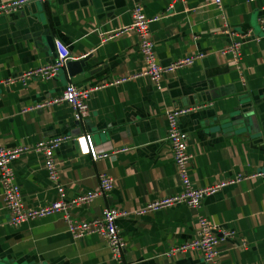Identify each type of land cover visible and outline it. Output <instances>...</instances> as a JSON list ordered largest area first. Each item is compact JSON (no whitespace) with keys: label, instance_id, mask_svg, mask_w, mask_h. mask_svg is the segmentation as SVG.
<instances>
[{"label":"crops","instance_id":"crops-1","mask_svg":"<svg viewBox=\"0 0 264 264\" xmlns=\"http://www.w3.org/2000/svg\"><path fill=\"white\" fill-rule=\"evenodd\" d=\"M222 2L223 10L212 0H45L0 15V80L19 79L51 63L57 40L69 48L70 60L88 58L83 70L88 75L82 78L64 66L50 79L1 83L0 144L35 145L71 136L54 156L67 199L97 189L101 173L114 179L108 195L74 206L72 219L91 221L106 207L126 211L117 223L128 264H264V179L249 177L264 171V0ZM137 3L147 16L159 17L151 30L162 66L203 55L166 73L161 89L147 77H132L144 68L143 55L136 32L123 28L132 23ZM225 22L242 39L239 64L226 51L233 37ZM68 83L91 89L90 113L81 121L66 102L39 106L60 97ZM251 103L257 133L236 129L238 122L232 121ZM175 107L193 108L180 125L194 155L189 168L194 186L241 178L206 196L199 209L180 203L140 213L182 190L167 140V112ZM84 133L109 156L94 160L81 154L74 138ZM120 148L128 150L111 154ZM12 167L26 207L57 199L41 154L25 153ZM199 215L218 229L234 231L221 243L216 262L197 250L167 255L172 246L196 236ZM114 263L100 234L74 237L62 212L11 225L0 181V264Z\"/></svg>","mask_w":264,"mask_h":264},{"label":"built area","instance_id":"built-area-1","mask_svg":"<svg viewBox=\"0 0 264 264\" xmlns=\"http://www.w3.org/2000/svg\"><path fill=\"white\" fill-rule=\"evenodd\" d=\"M36 1L45 0H12L0 4V15L11 13ZM218 9L223 10L222 0H212ZM159 17L151 18L146 15L143 5L137 3L132 9V23L123 28V31H134L138 36L139 49L143 55L144 68L132 77L144 76L149 78L161 89V84L166 73L176 71L179 68L192 65L197 59L202 58V54L188 55L183 59L177 60L168 66H162L158 60L155 51V42L152 37L151 23ZM225 19V16L222 15ZM225 32L233 37L232 43L226 51L232 55L234 62L239 64L242 56V39L236 37V33L225 22ZM264 33V27L262 28ZM57 57L49 64L28 70L19 79H2L1 83L14 82L20 80L27 83L33 78L50 79L57 76L60 70L70 59L69 48L60 40L56 42ZM130 78V77H128ZM128 78H124L126 80ZM119 82V81H117ZM113 83V82H112ZM90 88H78L73 83H68L60 97L43 102L39 106L51 104L68 103L74 110L75 120L81 121L88 117L90 113L89 97ZM191 107H175L167 112L168 136L167 140L173 152L174 161L177 167L178 176L181 180L182 190L180 193L167 196L161 201L147 205L140 213L154 211L162 207H169L180 203H185L190 207L199 209L203 199L208 195L220 192L228 185L234 184L240 180L237 176L215 183L207 187H195L190 178V165L194 155L189 150V134L181 128L180 118L192 111ZM73 139L71 136H56L51 139L39 141L35 145H18L14 147H5L0 144V181L4 188V199L6 207L9 210V223L13 226H20L32 220L44 218L48 215L62 212L67 222L69 230L74 237H81L86 233L100 234L108 243L113 254L114 264H128L124 260V251L127 243L121 233L117 223L118 219L127 215L126 211H119L111 207H106L100 217L91 221H77L72 219V208L76 205L89 203L98 196H106L114 189V179L106 173L99 175V187L90 190L79 197L67 199L66 189L60 181V174L55 161V151L65 142ZM79 151L83 155H89L97 160L109 156V153H99L94 143L91 133H84L74 138ZM127 148L115 149L111 154H117L127 151ZM34 151L41 154L44 158V166L48 171L50 179L56 183L57 199L39 208H28L25 206L24 197L20 185L16 182V174L12 167V162L21 155ZM250 178L264 179V171H255L249 175ZM198 231L196 236L184 243L171 247L167 255L188 251H200L208 262L215 263L219 255L221 243L234 236V231L230 229H218L205 216H198Z\"/></svg>","mask_w":264,"mask_h":264},{"label":"water","instance_id":"water-1","mask_svg":"<svg viewBox=\"0 0 264 264\" xmlns=\"http://www.w3.org/2000/svg\"><path fill=\"white\" fill-rule=\"evenodd\" d=\"M87 60L88 58H84L78 61H72L68 59L66 61L65 67L72 76H81L82 78V76L88 75L87 73L86 74L83 73ZM251 107H252V103L247 106H244L243 111L238 113L236 116L232 117V121L238 122V125L235 126L236 129H243V130H247V132L257 133L259 132V126H258L259 123L257 121L255 112L253 111V109H250ZM262 121H263L262 125L264 126V120L262 119Z\"/></svg>","mask_w":264,"mask_h":264}]
</instances>
